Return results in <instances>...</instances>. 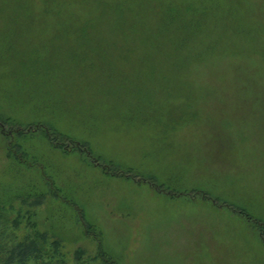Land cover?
<instances>
[{
	"label": "rangeland",
	"instance_id": "obj_1",
	"mask_svg": "<svg viewBox=\"0 0 264 264\" xmlns=\"http://www.w3.org/2000/svg\"><path fill=\"white\" fill-rule=\"evenodd\" d=\"M0 196L61 264H264V0H0Z\"/></svg>",
	"mask_w": 264,
	"mask_h": 264
},
{
	"label": "trees",
	"instance_id": "obj_2",
	"mask_svg": "<svg viewBox=\"0 0 264 264\" xmlns=\"http://www.w3.org/2000/svg\"><path fill=\"white\" fill-rule=\"evenodd\" d=\"M50 135L51 134H49L48 136ZM52 142H50V144L53 145L54 147L55 145L59 147V144L61 143V146L68 150L77 149L79 152L84 150V147L82 146L77 147L76 144L78 143L72 142V140L68 141L67 139H65L63 143V141L60 140V138H57V140L54 141L55 144H53ZM113 173L116 174L117 172H113ZM52 193L55 199L60 198L55 191H52ZM44 196L45 194L43 193L35 194V205L40 204V202L43 201ZM2 197L3 196H0V264H55V263L61 264V261L58 262L59 260L56 259H54L55 261H53L52 258L55 257V254L60 255L59 257H61V253L58 250V242H56L55 240L49 241L45 236V234L40 232L36 228V224L34 222H32V225L28 224L29 229L32 230L29 234H25L22 239H16V240L14 239L15 237L14 232L13 231L8 232L9 228H7L8 226L6 222H8L7 219H9V217H7L6 209H5L7 204L5 203V201L1 200ZM70 204L72 205V207L75 208L76 211L78 210V213L81 212V209H79L74 203H70ZM70 204L68 202L69 206ZM238 212L242 213V211L240 210ZM79 221H83V220L79 218ZM12 222L18 224L15 218L13 219ZM90 228H91L90 224L86 225V229L88 231H91L89 230ZM263 230L264 229H262V231ZM100 246L101 244L98 242L99 250L102 249V247ZM79 250L77 251L74 258L75 264H90L89 260L80 256ZM98 257L105 264H114L112 259L109 260L107 259V254L104 250L98 252Z\"/></svg>",
	"mask_w": 264,
	"mask_h": 264
}]
</instances>
